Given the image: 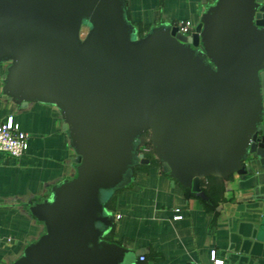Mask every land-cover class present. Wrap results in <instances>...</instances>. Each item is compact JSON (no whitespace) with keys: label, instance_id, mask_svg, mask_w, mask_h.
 <instances>
[{"label":"water","instance_id":"water-1","mask_svg":"<svg viewBox=\"0 0 264 264\" xmlns=\"http://www.w3.org/2000/svg\"><path fill=\"white\" fill-rule=\"evenodd\" d=\"M2 62L5 97L58 107L77 164L30 207L46 231L13 264H137L143 250L109 239L108 203L148 161L147 133L206 200L204 179L264 168V0H215L191 33L143 35L127 0H0Z\"/></svg>","mask_w":264,"mask_h":264},{"label":"crops","instance_id":"crops-1","mask_svg":"<svg viewBox=\"0 0 264 264\" xmlns=\"http://www.w3.org/2000/svg\"><path fill=\"white\" fill-rule=\"evenodd\" d=\"M214 1L127 0L128 17L140 35L162 22L191 33ZM8 65L0 63V124L12 117L29 134V147L19 158L0 152V264H13L45 233L30 207L77 174L60 110L52 103L22 106L5 97ZM146 158L132 183L108 203L117 218L111 241L143 250L145 260L139 258L137 264H214L213 252L222 264H264L261 165L253 176L204 179L206 200L175 182L157 159Z\"/></svg>","mask_w":264,"mask_h":264},{"label":"built area","instance_id":"built-area-1","mask_svg":"<svg viewBox=\"0 0 264 264\" xmlns=\"http://www.w3.org/2000/svg\"><path fill=\"white\" fill-rule=\"evenodd\" d=\"M182 31V30H181ZM184 32V31H183ZM147 142L142 146V152L148 155L152 150L149 133L146 134ZM29 147V134L20 128V125L9 117L0 124V152H4L9 156L19 158L25 154ZM180 216H177L179 218ZM212 259L214 264H222L223 261L216 258L213 252ZM140 260H145L144 256Z\"/></svg>","mask_w":264,"mask_h":264},{"label":"rangeland","instance_id":"rangeland-1","mask_svg":"<svg viewBox=\"0 0 264 264\" xmlns=\"http://www.w3.org/2000/svg\"><path fill=\"white\" fill-rule=\"evenodd\" d=\"M86 31H87L86 29H83V31H82L83 36L86 34ZM145 156L151 157L152 159H156V156H155L153 149L148 152V155H145Z\"/></svg>","mask_w":264,"mask_h":264}]
</instances>
